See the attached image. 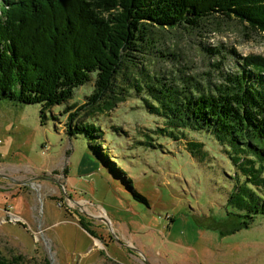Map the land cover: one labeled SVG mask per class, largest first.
Wrapping results in <instances>:
<instances>
[{"label": "rangeland", "instance_id": "obj_1", "mask_svg": "<svg viewBox=\"0 0 264 264\" xmlns=\"http://www.w3.org/2000/svg\"><path fill=\"white\" fill-rule=\"evenodd\" d=\"M159 35V50L173 55L150 56L149 65L162 74L183 69L217 81V57L205 48L264 56V37L236 21ZM90 86L78 89L68 106L83 104ZM127 90L115 107L78 113L75 123L101 128L94 141L66 135L67 106L49 110L42 122L40 105L0 101V258L14 264H264V217L231 235L213 227L224 217L235 169L223 148L200 135L209 155L194 161L182 143L157 136L162 120L147 114L144 94ZM99 141L103 160L91 147ZM119 169L146 204L134 198L127 178L115 175Z\"/></svg>", "mask_w": 264, "mask_h": 264}, {"label": "trees", "instance_id": "obj_2", "mask_svg": "<svg viewBox=\"0 0 264 264\" xmlns=\"http://www.w3.org/2000/svg\"><path fill=\"white\" fill-rule=\"evenodd\" d=\"M218 20L236 21L264 37V0H0V101L40 105L42 122L49 110L67 106L66 135L94 141L101 128L93 121L75 123L80 111L115 107L131 93L127 88L144 94L147 114L163 122L157 136L164 141L182 143L194 161L209 155L200 135L223 148L235 169L224 217L213 227L222 235L249 229L264 217V56L205 48L217 57V81L183 69L162 74L149 65L150 56L173 57L159 50V32L203 30ZM90 84L84 103L68 106ZM97 143L91 147L101 158L103 143ZM0 264L14 263L0 258Z\"/></svg>", "mask_w": 264, "mask_h": 264}]
</instances>
